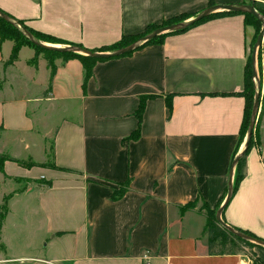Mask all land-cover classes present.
<instances>
[{"label":"crops","instance_id":"obj_1","mask_svg":"<svg viewBox=\"0 0 264 264\" xmlns=\"http://www.w3.org/2000/svg\"><path fill=\"white\" fill-rule=\"evenodd\" d=\"M210 1L264 11V0ZM207 3L0 0V11L58 40L42 45L93 50L180 14L196 16ZM253 34L241 15L211 18L96 62L83 87L81 64L56 59L46 97L45 55L32 63L34 50L23 46L6 64L12 43L2 41L0 155L21 164L5 161L0 171V264H264L257 247L209 256L201 234L242 150L237 94ZM235 173L220 219L264 241V103L231 183ZM189 203L196 205L181 208Z\"/></svg>","mask_w":264,"mask_h":264},{"label":"trees","instance_id":"obj_2","mask_svg":"<svg viewBox=\"0 0 264 264\" xmlns=\"http://www.w3.org/2000/svg\"><path fill=\"white\" fill-rule=\"evenodd\" d=\"M211 6H212V2L210 0H208L207 7H211ZM255 11L258 13V15H260L262 18H264V11L259 10V9H255ZM0 12L3 13L4 15H6L10 20L16 22L20 27L25 29L36 42H38V43L46 42V43H51V44L58 43L57 39L50 37L48 35H44V34L34 32L31 29L27 28L23 24L22 21L15 20L14 18L7 15L6 13H4L2 11H0ZM234 14L241 15L243 18L244 26H251L254 30L253 39L249 43V49H248L246 59H245V63H244L242 90L240 93L237 94L238 96H240L243 99L242 119H241L239 130H238V146H239L244 141V138L246 135V131H247L248 123H249V118H250L251 106L253 103L254 95L256 93V86L253 82V78H252L251 70H250V53H251V47L254 43V40H255L259 30H260V24L251 15L241 14V13H231V12H216V13H212V14L208 15L207 17L197 21L196 23L192 24L190 27H188L187 29H185L183 31L162 33V34L155 36L153 39H151L148 42H145L142 44L138 43L139 39H141L143 36H145L147 34H150L152 31H154L158 28H162V27L169 26L172 24L180 23V22H183L185 19H188L190 17H194L193 15L180 14L178 16H174V17L168 18L166 20H163L158 25H155V24L147 25L144 28V30L140 33L133 34V35H121L120 38L116 42H114L108 46H102L100 48L93 49V50L91 49L88 51L105 53V52H112L114 50L124 48L128 45H131V44H137L135 49L132 51V52H134V51L139 50L145 46L161 43L165 36L170 35V34L185 32L188 29H191L192 27H194V26H196V25H198V24H200V23H202L208 19L216 18V17L223 16V15H234ZM5 40H8L12 43L10 55L8 57L6 64H11L16 59V56H17L19 49L23 46L30 47L31 49L34 50L35 56L31 59L32 63H35V59H36L37 54L43 53L45 55L46 68L48 69V80H47L46 88L42 93L43 97H46L48 95V93L50 92L52 78L54 76V72H55V68H56L54 65V60L58 59V60H60V63L63 64L65 61H67L69 59H76L81 64V67H82V87L85 85L86 81L90 78L91 69H92L93 65L96 62L105 61L103 59H92V58H89V57H86L82 54H77V53H70V52L58 53V52H53V51L42 49V48L37 47V46L33 45L32 43H30L28 41V39L23 35L21 30L17 26L12 25L11 23L0 19V43L2 41H5ZM68 46L84 49L81 46L75 45V44H69ZM84 50H87V49H84ZM132 52H130V53H132ZM130 53H127L121 57L127 56ZM255 67H256V73H257V80H258L259 84H260V73H262V75H263V88H262V92L259 94L258 114H257L256 120L253 124L252 134H251V137L249 139L248 146H247L246 150L244 151L243 155H245L249 151V149L253 143V139L257 136L259 125H260L261 113L263 110V103H264V35H263L260 46L256 50ZM140 110H141V104L138 106V109L136 111V117H139ZM135 136H136V131L131 134L130 138H134ZM236 152H237V148L233 154L234 158H235ZM5 161H12V162H16V163L21 164V162H18V161L12 160L6 156L0 155V171H2V164ZM238 163H239V160L234 165V168L237 167ZM238 181H239V176L235 173L233 178H232V183H231L232 193L235 191V188H236ZM116 198L114 196H112V199H116ZM193 205H194L193 203H189V204L182 206L181 208L191 209L193 207ZM216 209L214 211H211V210L205 211L206 212L204 214L205 222H204V225H203V228L201 231V234L203 236H205V238H206L207 253L209 256L236 255L239 252H242L245 248H248L250 250L251 247H255L248 242L242 241V240L234 237L233 235L229 234L224 229H222L220 226H218V224L214 220V213H215ZM5 212H6V205L4 202L0 208V227H1V220H2ZM234 231L239 232L241 234H244V235H246L252 239L260 240L248 232L239 231V230H234ZM260 241L264 242L263 240H260Z\"/></svg>","mask_w":264,"mask_h":264},{"label":"water","instance_id":"obj_3","mask_svg":"<svg viewBox=\"0 0 264 264\" xmlns=\"http://www.w3.org/2000/svg\"><path fill=\"white\" fill-rule=\"evenodd\" d=\"M215 12H231V13L249 14L256 21H258V23L260 24V30H259V32H258V34L254 40V43L251 47V53H250V70H251L252 78H253L254 82L256 83V93L254 95L253 103L251 106L249 123H248L247 131H246V135L244 138V142L242 145V150L233 159L232 164L230 166V172H229V178H228V183H227V187H226L225 198H224L222 204L216 209V211L214 213V220L218 224V226H220L222 229H224L226 232L233 235L234 237H236L242 241L248 242L257 248H263L264 249V242H262L260 240L252 239V238H250L244 234H241L239 232L234 231L232 228L226 226L220 219V215L222 213V210L224 209L225 205L228 203V201L231 197V193H232V186H231V181H230V175H231L232 167L236 164V162H238V160L241 158V156L243 155L244 151L246 150V148L248 146V142H249V139H250L251 134H252L253 124L256 120L257 113H258L259 94L261 92H260V84L257 80V74L255 72V55H256V50L260 46L263 35H264V18H262L260 15H258V13L255 11V9L253 8V6L251 4L250 5L226 4V5L211 6V7H207L205 9H203L201 12H199L196 16H194L188 22H180V23L172 24V25L165 26L162 28H158V29L152 31L150 34H147V35L143 36L141 39H139L138 43L142 44V43L148 42L151 39H153L155 36L162 34V33L183 31V30L187 29L188 27H190L192 24L196 23L197 21H199V20H201V19H203V18L207 17L208 15L215 13ZM0 19L4 20L6 22H9L12 25L17 26L21 30L23 35L28 39V41L30 43H32L33 45L40 47L42 49H45V50L58 52V53L70 52V53L82 54V55L89 57V58H92V59L109 60V59L121 57L127 53L132 52L137 45V44H131V45H128L124 48L117 49V50H114L112 52H105V53H103V52H91L88 50H84V49H80V48L72 47V46H65V47H59V48L51 47V46H45V45H42V44L36 42L25 29L20 27L16 22L10 20L6 15H4L1 12H0Z\"/></svg>","mask_w":264,"mask_h":264},{"label":"rangeland","instance_id":"obj_4","mask_svg":"<svg viewBox=\"0 0 264 264\" xmlns=\"http://www.w3.org/2000/svg\"><path fill=\"white\" fill-rule=\"evenodd\" d=\"M215 13H216V12H215ZM192 18H193V17H192ZM192 18H191V19H192ZM191 19H190V20H191ZM190 20L185 19L183 22H188V21H190ZM255 72H256V68H255ZM256 74H257V73H256ZM253 82H254V80H253ZM254 84H255V86H256V83H255V82H254ZM258 110H259V103H258ZM257 114H258V113H257ZM243 142H244V141H243ZM243 142H242V145H243ZM195 205H196V204H194L193 207H194ZM193 207H192V208H193ZM250 246H251V245H250ZM251 248H256V247H251ZM243 252H244L245 254L248 255V254L250 253V250H249L248 248H245V249L243 250Z\"/></svg>","mask_w":264,"mask_h":264},{"label":"built area","instance_id":"obj_5","mask_svg":"<svg viewBox=\"0 0 264 264\" xmlns=\"http://www.w3.org/2000/svg\"><path fill=\"white\" fill-rule=\"evenodd\" d=\"M144 259H147V258H144ZM144 264H148V263L146 262V263H144Z\"/></svg>","mask_w":264,"mask_h":264}]
</instances>
